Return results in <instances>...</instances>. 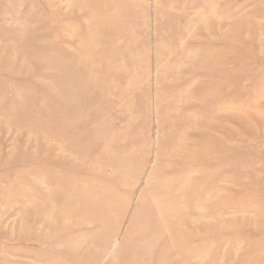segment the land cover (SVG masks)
<instances>
[{"label": "rangeland", "instance_id": "rangeland-1", "mask_svg": "<svg viewBox=\"0 0 264 264\" xmlns=\"http://www.w3.org/2000/svg\"><path fill=\"white\" fill-rule=\"evenodd\" d=\"M0 264H264V0H0Z\"/></svg>", "mask_w": 264, "mask_h": 264}, {"label": "bare ground", "instance_id": "bare-ground-1", "mask_svg": "<svg viewBox=\"0 0 264 264\" xmlns=\"http://www.w3.org/2000/svg\"><path fill=\"white\" fill-rule=\"evenodd\" d=\"M162 214L166 216V215L169 214V213H168V211L165 210L164 213H162ZM167 216H168V215H167ZM161 218H162V217H161ZM190 223L193 224L191 221H190Z\"/></svg>", "mask_w": 264, "mask_h": 264}]
</instances>
